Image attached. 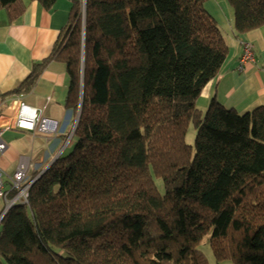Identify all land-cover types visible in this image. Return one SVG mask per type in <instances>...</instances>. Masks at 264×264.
<instances>
[{
  "label": "trees",
  "instance_id": "trees-1",
  "mask_svg": "<svg viewBox=\"0 0 264 264\" xmlns=\"http://www.w3.org/2000/svg\"><path fill=\"white\" fill-rule=\"evenodd\" d=\"M207 1L86 0L83 22L74 0L52 53L8 94L57 61L67 107L82 106L69 153L4 216L0 264H210L204 240L216 264H264V106L197 108L229 52ZM227 1L237 34L264 26V0ZM26 9L0 0L12 22Z\"/></svg>",
  "mask_w": 264,
  "mask_h": 264
},
{
  "label": "crops",
  "instance_id": "crops-1",
  "mask_svg": "<svg viewBox=\"0 0 264 264\" xmlns=\"http://www.w3.org/2000/svg\"><path fill=\"white\" fill-rule=\"evenodd\" d=\"M73 2L57 0L54 8L47 10L37 1L25 0L27 9L15 22L5 10L0 11V130L7 145L6 150L0 152V168L8 185L23 161L29 178H33L36 172L46 170L72 147L78 114L67 107L70 77L64 63L51 62L31 92L8 94L25 81L36 62L52 53L68 25ZM205 8L222 27L229 52L219 75L205 86L197 99V106L209 107L215 99L240 114L264 106V26L237 34L234 10L227 0H209ZM248 41L254 45L255 62L241 70L242 44ZM22 103L55 121L56 131L45 134L39 129L29 131L16 127ZM2 207L0 203V210Z\"/></svg>",
  "mask_w": 264,
  "mask_h": 264
},
{
  "label": "built area",
  "instance_id": "built-area-1",
  "mask_svg": "<svg viewBox=\"0 0 264 264\" xmlns=\"http://www.w3.org/2000/svg\"><path fill=\"white\" fill-rule=\"evenodd\" d=\"M84 7V4H83ZM84 13V9H83ZM243 53L240 58V69L243 70L249 63L255 62V50L254 45L251 42H243ZM16 127L19 129L36 131L49 134L55 132L57 123L51 119L45 118L42 111L33 109L32 107L22 103L18 109ZM7 145L2 140V130H0V152H4ZM5 173L0 168V203L3 207L0 210V225L7 212L16 204L27 203L29 197V190L35 180H28V168L23 161L14 176L10 179V190L6 191L5 187ZM18 190L17 194L10 198L11 191Z\"/></svg>",
  "mask_w": 264,
  "mask_h": 264
},
{
  "label": "rangeland",
  "instance_id": "rangeland-1",
  "mask_svg": "<svg viewBox=\"0 0 264 264\" xmlns=\"http://www.w3.org/2000/svg\"><path fill=\"white\" fill-rule=\"evenodd\" d=\"M83 4H84V1H83ZM230 5V4H229ZM85 8H86V5L83 7L84 9V13H83V22H84V17H85ZM249 42V41H248ZM198 109H200L201 111L203 110V112H206V110L208 109V107H205V108H201L200 105L197 106ZM79 114V112H78ZM47 118V117H45ZM49 119V118H48ZM77 119H78V115H77ZM79 121V120H78ZM77 122V121H76ZM77 127V126H76ZM75 132V131H74ZM195 138H196V128L194 126L193 123H191L189 125V128H188V131H187V135H186V143L191 145V146H194V143H195ZM68 153V152H67ZM38 178V177H37ZM29 181L30 180H36V178L33 176V178H29L28 179ZM156 181V184H157V187L159 188V190L161 192H164V185H163V181L161 178H157L155 179ZM6 184V191H9L11 188L10 185H8L7 183ZM33 185V184H32ZM18 192V190H14V191H11L9 196L10 198H12L14 195H16ZM200 249L206 254L208 260H209V263L210 264H216V260L214 258V255H213V252H212V249L210 247V244L208 243V241L204 240L203 243H201L200 245ZM223 264H229L228 262L226 263H223Z\"/></svg>",
  "mask_w": 264,
  "mask_h": 264
},
{
  "label": "water",
  "instance_id": "water-1",
  "mask_svg": "<svg viewBox=\"0 0 264 264\" xmlns=\"http://www.w3.org/2000/svg\"><path fill=\"white\" fill-rule=\"evenodd\" d=\"M85 5H86V0H84V6H85ZM85 11H86V8H85ZM84 21H85V17H84ZM81 106H82V103H81V105H80V110H79V114H78V119H77V122H76V126H77V123H78V120H79V117H80ZM76 126H75V128H74V131L76 130ZM50 166H51V165H50ZM50 166H49V167H50ZM49 167H47L46 170H47ZM46 170L42 171V172L40 173V175L43 174ZM40 175H39V176H40ZM36 179H37V178H36ZM23 204H26V203H23Z\"/></svg>",
  "mask_w": 264,
  "mask_h": 264
}]
</instances>
